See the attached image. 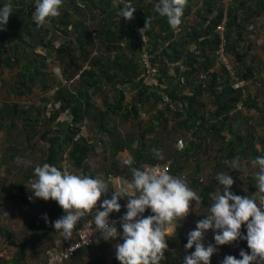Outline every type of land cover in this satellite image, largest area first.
<instances>
[{
    "label": "trees",
    "instance_id": "trees-1",
    "mask_svg": "<svg viewBox=\"0 0 264 264\" xmlns=\"http://www.w3.org/2000/svg\"><path fill=\"white\" fill-rule=\"evenodd\" d=\"M223 1L204 0L203 5L195 11L198 25L192 30L188 29L185 22L193 12L194 0H186L181 23L175 29L168 24L166 17L155 12L158 0H63L60 14L39 27L32 19L36 7L34 0H11L12 14L5 29L0 30V67H20L21 78L17 84H10L1 77L0 80L4 81L3 86H10V90L20 98L39 89L46 99L42 107H30L24 112L18 102H8L4 118H10L12 128L19 121L28 132L34 131V136L29 137L30 141L39 135L37 130L42 127V122L45 127L55 124L58 135H53L50 131L52 136L47 132L42 140L50 144L48 163L62 171L64 163L68 161L74 170H81L83 175L96 178L86 164L91 156H96L98 146H103L105 152L112 150L114 153L112 172L131 181L132 168L142 169L144 164L168 162L160 152L158 157L154 151H161L159 142L148 139L147 135L156 132L158 125L166 129L168 125L165 124L170 123L169 115L173 113L174 118L179 120L176 128L194 137V141L187 143L184 150H176L171 157L173 173L182 177L189 187L195 186L199 181V164L196 171L190 170V167L192 161L197 159L194 157L201 147L207 141L220 143L219 156L213 160V172L208 176V182L199 187L200 205L209 214L213 197L218 191L217 173L231 172L225 161L235 158L241 168L245 161L250 162L256 156L264 155V147L261 151L257 148L259 139L256 136V126L250 125L251 133L245 135L241 130L242 126L237 125L245 109L250 110L257 106L254 96L240 83L242 78H252L255 74L251 66H245L247 51L242 53L240 47L245 32L253 21L264 15V0H231L227 9L220 5ZM127 2H132L131 7L136 9L131 19L120 15L121 8ZM223 24L226 55L234 56L239 68L244 70L239 71L235 67L237 79H233L227 70H224V74L213 72L216 63L213 55L215 56L216 50L223 44L218 30ZM141 29H146L142 37L138 36ZM177 30L180 32L177 33ZM146 37L151 45L150 52L157 53L153 62L160 65L161 77H157L158 84H148L145 76H142L146 68L140 61ZM56 38L58 42L54 40ZM97 40L101 42L100 46L111 43L113 50H108L106 55L94 57L93 51L98 48ZM193 45L199 54L191 50ZM42 48L45 52L40 51ZM53 53L66 84L58 81L47 69L48 60ZM181 62L182 67L177 68L175 64ZM86 63L89 68H86ZM165 64L175 66L176 72L166 70L162 67ZM200 73L207 75L206 81L198 79ZM107 87L115 91L114 102L109 103L104 98V109H101L97 104L91 103L89 91L95 94ZM50 93L54 94L52 98L48 97ZM127 94H131L132 102L126 101ZM207 94L208 103L202 102ZM50 104L51 110L48 113ZM208 104L215 109L210 115L201 111ZM150 105L152 109H156L157 117L147 124L137 140L138 144L132 148L131 144L135 139L132 135H128L126 139L122 137L117 125L113 124L115 117L119 116L120 111H124L125 119H138L139 112ZM160 105L163 108H159ZM250 119L251 116L246 118L247 124ZM87 123L94 125L90 126L92 133L76 139L81 132V125ZM103 135L109 139H103ZM229 135L231 138L227 140ZM259 142L264 145V139ZM30 144L29 142L28 146ZM27 148L22 154L29 153L31 146ZM125 150L132 154L131 165L117 159ZM107 184L109 192L102 193L101 200L111 196L112 185ZM248 186L250 194L242 189H235L234 194L253 197V192L258 190L256 178L248 179ZM96 207H99V201ZM147 213L150 214L149 211ZM49 214L51 220L48 223L36 219L30 224L31 231L35 232L32 238L45 239L48 249L56 245L61 237L60 232L53 228L52 221L64 215L65 210L57 203L56 209ZM94 214L95 209L88 213V217L80 219L73 232L91 220ZM121 214L122 208L120 212L113 211L110 216L118 217ZM177 224L181 235L179 239L184 238L185 244L186 223ZM241 230H245L243 225ZM166 239L168 247H175L179 251L182 249L174 236ZM217 247L219 249L220 245ZM115 251L111 241L104 240L81 250L65 264L76 258L81 261L89 259L88 264H109L107 254L114 256ZM26 252L27 246L23 247L21 255L12 261H4V264H21ZM46 255L47 251L42 261H45ZM234 255L239 258V251ZM181 256L182 253H165L163 264H183V261H179ZM216 260L219 258L213 254L211 264H215ZM112 264L121 263L113 260Z\"/></svg>",
    "mask_w": 264,
    "mask_h": 264
},
{
    "label": "rangeland",
    "instance_id": "rangeland-1",
    "mask_svg": "<svg viewBox=\"0 0 264 264\" xmlns=\"http://www.w3.org/2000/svg\"><path fill=\"white\" fill-rule=\"evenodd\" d=\"M203 2L204 0H194L193 12L185 22L188 29L194 30V28L197 27L198 17L195 11L203 5ZM230 2L231 0H224L222 3H220V5H222V8L227 9ZM127 3L129 6L132 5V2ZM253 23L245 32V36L241 42L240 49L242 53L247 51L245 57V66H251L252 69H254L255 74L252 78H242L240 83L247 89V91H249L250 94L254 96L257 102V106L256 108L250 110L245 109L240 117V122L237 125L242 126L241 130L245 135H247V133H251V129L249 126L255 125L256 136L260 141L264 139V15L259 19L253 21ZM176 32L179 33L180 30H177ZM142 33H146V29H144L143 32L140 30L138 32V36L142 37ZM145 39V48H143V54L141 56L140 62H142V64L145 66L146 59H149L151 61L153 71L152 74H154V76L151 77V74L147 70L145 71V74H142V76H145L146 82L148 84H158L159 80L157 79V77L158 75H160L161 77L160 65H158L159 63L154 64L153 62V59H155L157 53L150 52L151 45L149 43V39L147 37ZM54 40H57L56 42H58L57 38ZM96 42L98 44V48L93 51L94 57L106 55V53H108V50H113L111 43H108L107 46H100L101 42H98V40ZM191 50L195 54H199L198 51H195L194 45L191 46ZM218 50H216L215 56L213 55V58L216 59L213 72H221L222 74H224V70L228 71V67H226V64L222 62L223 59H218V53L220 51ZM40 51L45 52V49L42 48ZM76 54L80 56L79 53ZM53 56L54 53L48 60L49 67L47 69L49 72H51L52 75H55L57 77L58 81H62L66 84L67 81L64 79L63 75H61L62 72L59 68V65L57 64L58 60L54 59ZM224 56H228L226 55V51L224 52ZM112 57H114V55ZM228 58L230 60L229 68H232V71H236L235 67L239 71H244L241 67L239 68V63L234 56L230 55L228 56ZM168 64H165L162 67L166 68V70H170L171 73L176 72L177 68L182 67L180 66L182 65V62L175 64L177 68L175 66H169ZM88 65V63L85 64L86 68H89ZM19 68L20 67L13 69L10 67H0V77L10 84H17V82H19V79L21 78ZM224 78L226 77L224 76ZM198 79L206 81L207 75L204 73H200ZM4 81L0 80V264H4V261H12L16 256L21 255L23 247L26 246L27 252L25 254V257L22 259L21 264H41L43 262L42 259L45 257V253L49 246L45 239L37 240L35 238H32L35 232L31 231L30 224H32L36 219H38L39 222H46L43 216L44 213H47L46 223H48L51 220L49 212L56 209L57 203L54 199L45 200L43 198L33 196L31 193V184L36 179V176L33 172L34 167L37 165H42L45 162L48 163V159L50 156V144L44 142L42 140V136L47 132L49 136H52V134L58 135V130L55 124H50V126L45 127L43 126L44 123L42 122V127L38 128L37 130L39 132V135L35 136V138L30 141L29 137L31 135L34 136V131H32V133L28 132L23 126V123L18 121L16 127L12 128L10 118H4V110L7 109L6 104L8 102H18L21 111L24 112V110H28L30 107H42L44 105L43 103L45 102L44 99L46 98L41 94V90L39 89H37L36 92L29 96L24 95L22 98H20L18 97V95H16L15 92L10 90V86L6 87L2 85ZM101 93H103L102 95L104 96H102ZM53 95V93H50L48 94V97L52 98ZM89 95L91 96V103L97 104L99 108L104 109V98L108 99L109 103H113L115 98V91L112 88L107 87L100 92H95V94H92V92L89 91ZM208 100L209 96L207 94L201 101L208 103ZM126 101L132 102L131 94H127ZM210 106L211 105L208 104L204 109H202V113L210 115V113L215 110ZM159 108H163V105H160ZM50 110L51 104L50 108H48L47 110L48 113L50 112ZM123 113L124 111H120L119 116L115 117L113 124L117 125L119 133L123 138L126 139L128 135L133 136V138L135 139V141H133V143L131 144V147L133 148L138 144L137 140L140 137L141 133H143L147 128V124L150 121H153V119L157 117L158 113L156 109H152L151 105L147 106L146 108L144 107L139 112L138 119H125ZM42 116L44 117L43 114ZM250 116L252 117V119H250L247 124L246 118ZM169 117L170 123L165 124L168 125L166 129H163L162 125H158L156 128L157 131L153 134H148L147 138L150 140H157L161 145V151L158 152H160L163 159L171 162L172 154L176 150H178L177 144H182L183 147L179 150H184L187 143H191L192 141H194V137L192 136V134H188L185 132L183 133V131H181L182 129L176 128L178 126L177 123L179 122V120L174 118L173 113H171ZM3 123L5 124L4 127L2 126ZM91 124L87 123V132L89 135L92 133L90 126H94L93 124ZM161 128L162 130H160ZM50 131H52L53 133L51 134ZM102 137L105 140L109 139L105 135H103ZM230 138V135L227 136V140ZM259 141L257 143V148L259 151H261L264 145ZM29 142L31 143V149L29 150L28 154L24 155L22 153L28 149L27 147H30L28 146ZM219 144L220 143L213 140L207 141V143H205L201 147L196 157H194L197 159H194L192 161V167H190V170L196 171L198 169L197 164H199V167L201 169V174L199 175V177H197L199 179L198 183H196L195 186L190 187L199 196H201L199 187L205 185L208 182L207 178L213 172V160L217 158V156H219ZM97 149L98 154H96V156H91L86 165L89 166L91 170L95 171L91 173H95L94 175L96 176V178L102 179L106 182V177H108L109 174H116L112 172V161L114 153L112 150H108V152H105L103 146H98ZM18 157L20 158L19 160L17 159ZM98 167L103 168L98 169L97 171ZM257 171L258 167L255 166L252 161H245L241 168H231V172H229V174L233 177L234 183L232 186H230V190L235 193V189H242L245 193L250 194L248 179H254V173ZM79 174L83 175L81 170H79ZM217 188V193H222L223 185L219 184ZM257 191L258 190L254 191L252 194L254 198L260 195L259 193H257ZM257 203H259L258 199ZM190 213L192 214V218L194 221L202 219L205 215H207L205 209L203 210L200 205V200L199 202H192ZM195 226L196 225L194 224V222L188 225L186 224L184 226L186 232L185 243L187 241V233L191 229L195 228ZM179 234L180 233L178 232L176 235H174V240L178 241V243L181 244L182 249H180L179 251L175 247H168V249L165 250V253H170L171 255L182 253L181 260L179 261H183L184 256L190 253L193 249H186L184 247V238L180 240L179 236L181 235ZM204 242L215 243L213 240V232H205ZM95 248H92L93 251H95ZM241 248H243L245 251H249L247 242L245 240H239L229 244H224L223 248H220L218 252L214 253V255L219 258V260H216L215 264H220V261L226 254L234 255L237 253V251H240ZM107 257L109 264H112L113 260H118L115 255L113 256L107 254ZM165 259L161 261V264H163V261ZM88 262L89 259L81 261L80 258H76L74 261H71L68 264H88ZM251 264H255V262H251Z\"/></svg>",
    "mask_w": 264,
    "mask_h": 264
},
{
    "label": "clouds",
    "instance_id": "clouds-1",
    "mask_svg": "<svg viewBox=\"0 0 264 264\" xmlns=\"http://www.w3.org/2000/svg\"><path fill=\"white\" fill-rule=\"evenodd\" d=\"M34 3L32 19L39 27L60 14L63 0H34ZM185 4L186 0H158L154 10L159 16L166 17L168 24L175 29L181 23ZM135 10L125 4L120 15L131 19ZM11 14V0H0V30L5 29ZM182 147L177 144L178 149ZM154 151L159 157L158 150ZM122 162L131 165L132 159L129 157ZM225 163L233 169L239 167L235 158ZM252 163L258 167L254 175L260 195L254 198L234 194L230 190L233 177L217 173L223 191L214 195L209 214L198 219L195 228L187 233L184 247L193 250L184 256L183 264H211V257L219 251L218 245L239 240L247 242L249 251L241 248L239 258L226 254L220 264H264V155L256 156ZM131 171L130 183L113 188L110 198L101 200L102 193L109 192L104 180L62 171L45 162L33 169L36 179L31 184V193L45 200L54 199L65 210L64 215L52 221L53 228L64 239L72 238L77 222L95 209L93 224L101 230L103 238L122 237V241L115 245V256L121 264H161L168 249L166 237L176 230L174 222L186 217L192 202H199L200 196L182 177L173 176L166 170L145 167L132 168ZM125 195L129 198L122 205L120 199ZM98 201L99 207H96ZM122 207L126 211L119 217L121 232L116 220L110 223L109 217L113 211L120 212ZM146 211L150 214L144 215ZM43 216L47 222V213ZM207 230H212L215 243L204 242ZM72 250L70 247L69 251Z\"/></svg>",
    "mask_w": 264,
    "mask_h": 264
},
{
    "label": "built area",
    "instance_id": "built-area-1",
    "mask_svg": "<svg viewBox=\"0 0 264 264\" xmlns=\"http://www.w3.org/2000/svg\"><path fill=\"white\" fill-rule=\"evenodd\" d=\"M220 35L223 39V44L220 46L219 48V53H218V59H223L222 62L225 63L226 67H228V71L231 74V76L233 77V79H237L236 77V72L233 70L232 68H229V64H230V60L228 58V56H224V49H225V40H224V32H225V27L224 24L221 25L218 28ZM144 36L145 33H142ZM220 55V57H219ZM145 68L146 70L151 74V77L154 76L153 71H152V65H151V61L149 59H146V64H145ZM58 107V105H57ZM241 108V105L239 106V109ZM81 136H89L88 132H87V124H83L81 125V132L79 133V135L77 136L76 139H79ZM155 168L157 170H166L168 171L170 174H172L173 176H176L173 171H172V162H166V163H157V164H144L142 166L143 168ZM64 170H67L69 172L72 173H76L78 175L79 172L74 170L70 163L68 161H66L64 163ZM186 178V176L184 177ZM112 181H115L116 179L111 178ZM130 183V182H128ZM127 182L125 183L128 184ZM191 183H193L191 181ZM128 196L125 195L121 198V204L124 205L126 204L127 200H128ZM126 211V209L124 207H122V213ZM144 215H149L147 213V211L144 213ZM86 217H88V213L85 214L84 217H82L81 219H85ZM119 217H109V222L111 223L112 220H116V226L118 231L122 232V229L120 228V224H119ZM195 224L196 221H194L192 219V215L189 212V214L182 218H178L174 223L177 224L179 222H184L186 224H191L193 223ZM196 225V224H195ZM209 232H212V230H207ZM105 239L102 236L101 230L96 229L95 225L93 224V218L89 221H87L86 223L82 224L75 232H73V236L72 238L69 239H64L62 236L60 237V239L57 241L56 245L52 246L51 248H49L47 250V255H46V259L45 261H43L41 264H65L66 262L70 261L71 259L75 258L76 255L78 254V252H80L81 250L85 249V248H90L94 245H97L99 243H101L102 241H104ZM109 241H111V243L113 244V246L116 245L117 242H120L122 240L121 236H117L115 238H110L107 239ZM72 248V251H69V248Z\"/></svg>",
    "mask_w": 264,
    "mask_h": 264
},
{
    "label": "crops",
    "instance_id": "crops-1",
    "mask_svg": "<svg viewBox=\"0 0 264 264\" xmlns=\"http://www.w3.org/2000/svg\"><path fill=\"white\" fill-rule=\"evenodd\" d=\"M99 145H101V143H99ZM97 152H98V149H97ZM98 154V153H97ZM122 155V156H121ZM121 156V158H120ZM129 157H131L132 159V154L130 153L129 150H125L124 152L120 153L118 156H117V159H119L120 161H123L125 159H128ZM93 167V166H92ZM103 167H98L97 168V171L98 169H102ZM91 172H95L94 170H91ZM92 174H95V173H92ZM116 179L115 181H112V179ZM128 183L130 182L126 177H119L118 175L114 174V175H109L108 176V183H110V185H112V189L115 188V187H121V186H124L125 183ZM122 203V202H120ZM183 223V222H182ZM176 225V230L171 234V236L169 237H172L174 235H176L178 233V224H175ZM224 245H220V248H223ZM219 248V249H220ZM114 249H115V246H114ZM116 250V249H115Z\"/></svg>",
    "mask_w": 264,
    "mask_h": 264
}]
</instances>
